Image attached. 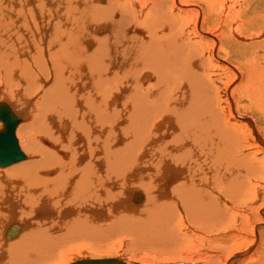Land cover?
<instances>
[{"label":"bare ground","instance_id":"bare-ground-1","mask_svg":"<svg viewBox=\"0 0 264 264\" xmlns=\"http://www.w3.org/2000/svg\"><path fill=\"white\" fill-rule=\"evenodd\" d=\"M237 2L0 0V103L20 115L16 144L32 154L0 168V264H62L116 236L133 240L136 264L194 263L184 253L190 235L219 234L246 201L252 259L264 140L251 119L264 116V54L245 56L237 42L263 32L252 29L253 16L229 26L243 14ZM213 60L244 69L230 80L235 88L208 85ZM44 136L53 148L39 145ZM93 260L105 259L78 261Z\"/></svg>","mask_w":264,"mask_h":264},{"label":"rangeland","instance_id":"rangeland-1","mask_svg":"<svg viewBox=\"0 0 264 264\" xmlns=\"http://www.w3.org/2000/svg\"><path fill=\"white\" fill-rule=\"evenodd\" d=\"M101 1V0H100ZM237 1H239V2H237L239 5L241 4H243L242 5V8L241 7H239V5L236 7V11L237 12H241V11H243V14L240 16V18L238 19V21H236L235 22V19L234 18H232V20H231V23H229V26H232V27H235V26H237V25H241L243 22H247V20L251 17V16H253V22L254 23H249L253 28L252 29H254V32L255 33H258V32H263L264 33V19H262V18H264V0H237ZM245 2H246V4H245ZM99 3H101L100 5H104V4H102L103 2H99ZM229 3V2H228ZM250 3V8H246V5L248 6V4ZM230 4V3H229ZM245 4V5H244ZM95 5H97L96 3H95ZM245 7V8H244ZM239 15V14H238ZM249 16V17H248ZM247 17H248V19H247ZM246 18V20H244ZM232 22H234L235 24H233ZM240 22H242L241 24H240ZM249 22V21H248ZM234 25V26H233ZM247 25L248 24H245L244 26H243V28L242 29H240L241 31V34L243 35V37H244V35H245V37H246V32H248V30H247ZM246 26V27H245ZM263 33H261L260 35V37H259V35L258 34H255V35H257V37H259V38H256V40H254V41H249V43L247 42V41H243V40H239L238 42H237V40H236V42L237 43H239V44H241L240 46H242V47H244L246 50H242L241 51V53L242 52H245L246 51V55L245 56H247L249 53H250V51H252V52H256L255 50H257V52H256V56H259V55H261V54H264V36H262L263 35ZM258 39V40H257ZM255 44H257V45H259V46H257V45H255ZM262 46V47H261ZM233 51L235 52V48L233 47ZM258 49H260V50H258ZM259 51H262V52H259ZM244 55V54H243ZM242 55V56H243ZM239 56H241V55H239ZM248 57H250V54L248 55ZM253 58V57H252ZM252 58H250L251 59V61L253 62V64H255V61L256 60H254V59H252ZM217 61L215 60H213V62H212V64L210 65V68L211 69H213V68H215V73L213 72V70H212V72H210V68L208 69V70H205L206 72H205V75L207 74H209V77L211 78V75L213 74V77L211 78V79H209L210 81H212V82H210L209 80V82H210V84H209V82H208V85L210 86V87H212V85L213 84H215V85H213V88H219V89H217V93L219 92V91H221L220 89H225L226 87V89L224 90L225 92H227L229 89L231 90V89H233V88H235L237 85H230V80H232V77L233 76H235L237 73H245V71H244V69H243V72H241L239 69H237L238 70V72L236 73V72H231V71H229V70H226V69H224V68H222L220 65H218L217 63H216ZM230 64H232L231 62H229ZM233 65H234V63H233ZM217 66H219L220 68H217ZM236 65H234V67H235ZM237 66H241L240 65V63H239V65H237ZM236 68V67H235ZM221 70H223V72L221 71ZM225 70H226V72H225ZM228 71H229V73L232 75V76H230V74L228 73ZM223 74H222V73ZM225 72V73H224ZM212 73V74H211ZM217 73V74H216ZM234 73V74H233ZM225 74H227V75H225ZM237 75H239V74H237ZM236 75V76H237ZM242 78L240 79V84H242L243 82H244V80H245V78L243 77V76H241ZM204 79L206 80V76L204 77ZM228 81V82H227ZM206 82V81H205ZM215 82V83H214ZM228 85V86H227ZM230 85V86H229ZM5 88V87H4ZM210 89V88H209ZM5 90L8 92V91H11V90H9V89H7V88H5ZM211 90V89H210ZM229 90V91H230ZM212 91V90H211ZM222 92L221 94H225V92ZM214 100H215V102H217V101H219V100H217L216 101V99L215 98H213ZM36 101V100H35ZM33 102H34V100H33ZM33 102H31V104L30 105H28V107H27V105H26V107L27 108H29L30 107V111L32 110V108H34L35 107V102H34V105H33ZM220 101H219V103L217 102V104L218 105H220ZM230 103V102H229ZM22 104H24V102L22 103ZM224 105V103H221V105L220 106H223ZM11 106V105H10ZM248 106V105H247ZM12 107V106H11ZM12 109H13V107H12ZM39 110V109H38ZM224 110V109H223ZM13 111L16 113V115H18V117L21 119V117H20V115L13 109ZM18 111V110H17ZM224 111H226V110H224ZM19 112V111H18ZM36 112H38V111H36V108L32 111V113H34V114H38V113H36ZM227 112V111H226ZM20 113V112H19ZM225 116H226V118H228V113H226L225 114ZM256 116V117H255ZM253 117H255V118H252L251 119V121H253V125H254V127H255V129L256 130H258L259 132H260V134L262 135V137H261V139H260V141H263L264 140V131L261 129L262 128V126L264 125V116H263V118H261L260 119V117H259V114L257 113V112H255L254 113V115H253ZM22 118H24L23 116H22ZM24 120V119H23ZM22 120V124L21 125H23L24 124V121ZM1 129V128H0ZM260 129H261V131H260ZM247 133H249L248 131H246ZM249 135V134H248ZM19 134H18V130H17V132H16V137H17V140H18V143H19V145H20V142H19ZM252 138V137H251ZM40 140H39V142H38V139H37V142L39 143V145H42L43 147H46V148H48V149H51V148H53L52 146H55V143L50 139V138H47V137H42V138H39ZM41 139H43L44 141H46L47 143H48V145H45L42 141H41ZM264 142V141H263ZM20 148H21V145H20ZM21 150H22V148H21ZM24 150V149H23ZM22 150V152L25 154V156L27 157V159L25 160V161H23V163L24 162H28V161H30V159L32 158V154H26L25 153V151H23ZM61 150V149H60ZM62 151V154L61 155H63V153H66V152H64L63 150H61ZM22 163V162H21ZM15 165H17V164H15ZM12 167V166H11ZM7 169V168H6ZM0 170H3V169H0ZM5 170V169H4ZM174 174H177L178 175V173L177 172H173L172 174H170V175H174ZM169 175V176H170ZM168 177V176H167ZM177 180H178V178H177ZM257 183V188H258V190L259 189H261V187L263 188L264 186V180L263 181H260V182H256ZM138 188H140L141 189V191H144V193H146L147 195H148V193L142 188V187H138ZM130 190H137V188L136 189H134L133 187H131V189ZM141 191H135L134 193H141V194H144V193H142ZM264 192V191H263ZM145 196V195H144ZM247 202H249V201H246L245 203H244V206H242V208L241 207H238V208H236V209H231V211H228L229 212V216L227 217V214H226V217L224 218V220L222 221V224L221 225H224L223 227H222V229H220V231H218V233L219 234H217L216 232V234L215 235H210V236H224V240H220V238H215L214 237V239H216V240H212V243H209L208 241H207V239L210 237H208V234L207 235H202V237L199 235V236H196V237H194L193 238V236L192 235H190V238H188V239H191L190 241V246H188V247H190V249L189 250H187L186 252H184L185 254H186V257L187 256H189V257H191V258H193V261L194 260H196V261H198V260H200V259H198V258H200V256H208L207 257V259L209 258L210 259V257H211V259L212 258H214L215 259V261H214V259H212L211 261H213V263L215 264L217 261V263L218 264H222L223 263V261L225 260V258H228L227 259V261L229 262L230 261V259L234 256V255H237V256H240L241 258H239V259H236V260H232L231 262H229L228 264H264V263H262L263 261H264V228L260 225L261 223H264V218L260 215V214H258L259 213V211H260V209H262L263 207H264V195H262V198L261 199H257L256 200V202L253 204V210L255 211V213L257 212V215L255 216L257 219H259V223H258V226H257V228L256 229H254V231L256 232V233H258V239L259 240H257V242H255V250L253 251V253L251 254L252 256H250V257H252V259H248V252H246L247 251V246H249L250 244V242H251V240L253 239L252 237H253V235H252V225H254L253 224V219H252V217H250L251 215H249L248 214V212L246 211V208H247V206L249 207L251 204H252V202L250 201V203H247ZM246 204H248V205H246ZM133 205V204H132ZM244 208V209H243ZM233 210V211H232ZM245 210V211H244ZM227 212V213H228ZM239 214H241V215H239ZM243 214V215H242ZM263 214H264V210H263ZM249 215V216H248ZM243 216V217H242ZM248 216V217H247ZM246 217V218H245ZM244 218V219H243ZM263 218V219H262ZM225 220H227L226 222H225ZM16 223V222H15ZM225 223V224H224ZM247 224V225H246ZM247 227V228H246ZM241 228V229H240ZM245 229V230H244ZM223 230V233H221V231ZM241 230V231H240ZM257 230H258V232H257ZM243 231V232H242ZM27 232H29V233H31L32 232V234H33V230H32V228H31V232H30V228L25 232V234L27 233ZM21 235V233L19 234V236ZM251 235H252V237H251ZM18 236V237H19ZM191 236H192V238H191ZM206 236V237H205ZM226 236V237H225ZM17 237V238H18ZM117 237V238H116ZM115 237V241H113V243H111L110 244V246H108V248H104V249H98V250H96V252L94 251H92V250H90V252H89V250H85V249H83L82 250V248H80L79 250H75L74 252L72 251L71 253L69 252L67 255H66V258H64V262L62 263V264H64V263H66V262H68V261H71L70 263H73V262H76V261H78V260H88V258L89 259H95V260H97L98 258H100V260L101 259H118V260H121V261H123L125 264H126V262L128 261V263H130V264H136L135 263V261L134 260H132V259H136V258H141L138 254L136 255L135 253H134V250H133V248H132V244H131V242H130V238L129 237H124V236H116ZM188 237H189V235H188ZM200 237V238H199ZM204 237V238H203ZM208 237V238H207ZM16 238V239H17ZM132 238V237H131ZM205 238H207V239H205ZM242 238V239H241ZM252 238V239H251ZM130 239V240H129ZM133 239V238H132ZM243 239H246V240H243ZM205 240V241H204ZM241 240H243V242L244 243H242V241ZM131 241H133V240H131ZM207 241V242H206ZM253 241V240H252ZM11 242V241H10ZM133 243V242H132ZM249 244V245H248ZM257 244V245H256ZM129 245V246H128ZM137 246V245H136ZM217 246V248H215ZM220 246V247H219ZM242 246V247H241ZM244 246V247H243ZM225 247V248H224ZM111 248V249H110ZM206 249V250H205ZM208 249H210V250H208ZM82 250V251H81ZM99 250L101 251V253H99ZM139 250H142V249H139ZM78 253H77V252ZM105 251V252H104ZM106 251H108V252H106ZM144 251H146V250H144ZM212 251V252H211ZM242 251H244V252H242ZM92 252V253H91ZM98 252V253H97ZM131 252V253H130ZM142 252H143V250H142ZM94 253V254H93ZM188 253V254H187ZM236 253V254H235ZM107 254V255H106ZM109 254V255H108ZM134 254V255H133ZM221 254V255H220ZM229 254V255H228ZM99 255H104V256H99ZM106 255V256H105ZM143 255V254H142ZM151 255H155V253L154 254H151ZM156 255H157V252H156ZM233 255V256H232ZM261 255V256H260ZM89 256V257H88ZM199 256V257H198ZM204 256V257H205ZM219 256V257H218ZM229 256H230V258H229ZM82 257V258H81ZM87 257V258H86ZM178 257L180 258V256H179V253H178ZM198 257V258H197ZM225 257V258H224ZM218 258V259H217ZM261 258V259H260ZM223 259V260H222ZM255 260H258V261H256L257 263H255ZM126 261V262H125ZM134 261V262H133ZM196 261H194V263L193 262H189L190 264H206V263H208V262H210V260H203V261H201L200 260V262L198 261V262H196ZM208 261V262H207ZM222 261V262H221ZM251 261V262H250ZM254 262V263H253ZM160 263H163V262H159V264ZM165 263V262H164ZM166 263H167V261H166ZM212 263V262H211ZM211 263H208V264H211ZM216 263V264H217Z\"/></svg>","mask_w":264,"mask_h":264},{"label":"water","instance_id":"water-1","mask_svg":"<svg viewBox=\"0 0 264 264\" xmlns=\"http://www.w3.org/2000/svg\"><path fill=\"white\" fill-rule=\"evenodd\" d=\"M0 122L3 127L0 130V168L18 163L23 154L18 148L15 139V128L20 119L12 112L6 103H0ZM74 264H125L116 259L101 261L76 262Z\"/></svg>","mask_w":264,"mask_h":264}]
</instances>
